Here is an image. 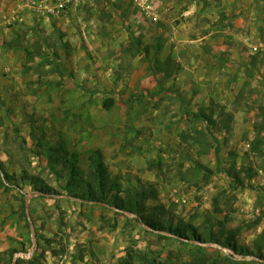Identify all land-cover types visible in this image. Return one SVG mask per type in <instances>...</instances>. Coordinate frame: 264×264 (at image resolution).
Masks as SVG:
<instances>
[{
    "label": "rangeland",
    "instance_id": "1",
    "mask_svg": "<svg viewBox=\"0 0 264 264\" xmlns=\"http://www.w3.org/2000/svg\"><path fill=\"white\" fill-rule=\"evenodd\" d=\"M57 1L0 0V264H264V0Z\"/></svg>",
    "mask_w": 264,
    "mask_h": 264
},
{
    "label": "trees",
    "instance_id": "2",
    "mask_svg": "<svg viewBox=\"0 0 264 264\" xmlns=\"http://www.w3.org/2000/svg\"><path fill=\"white\" fill-rule=\"evenodd\" d=\"M104 104L106 107L110 108L113 106L114 100L108 99ZM93 166H95V169L90 172L92 181L87 182L86 192L88 200L95 203H105L111 191L115 189L116 184L110 177L100 156H96L94 158ZM140 187V189L137 187L131 188L125 191L122 196L115 195L116 208L136 215L138 221L144 223L153 230L166 229L164 222L165 219H161L158 215H156V213H152L151 209H149L146 204L149 199L156 195L155 190L145 184H141ZM40 192L44 196L51 195L50 190L41 189ZM17 264H19L18 261Z\"/></svg>",
    "mask_w": 264,
    "mask_h": 264
},
{
    "label": "built area",
    "instance_id": "3",
    "mask_svg": "<svg viewBox=\"0 0 264 264\" xmlns=\"http://www.w3.org/2000/svg\"><path fill=\"white\" fill-rule=\"evenodd\" d=\"M72 0H58L56 3V5L54 6V8H48L46 7V9L48 10V13L54 14V13H58L60 11H64V9L68 6L69 3H71ZM45 11V9H44ZM43 11V12H44Z\"/></svg>",
    "mask_w": 264,
    "mask_h": 264
},
{
    "label": "crops",
    "instance_id": "4",
    "mask_svg": "<svg viewBox=\"0 0 264 264\" xmlns=\"http://www.w3.org/2000/svg\"><path fill=\"white\" fill-rule=\"evenodd\" d=\"M25 207H26V209H27V214H28V221L30 222L31 221V219L29 218L31 215L29 214V211L31 212V205H30V203L27 201V203L25 204ZM35 236H36V234L35 233H33V234H31V241H33L34 240V238H35ZM24 241V239H21L20 238V240L17 242V243H19L20 241ZM30 241V242H31ZM20 243H22V242H20ZM2 246V245H1ZM1 251V250H0ZM14 255H16L17 254V252H19V250H15V248H14ZM4 252H6V251H4ZM15 257V256H14Z\"/></svg>",
    "mask_w": 264,
    "mask_h": 264
}]
</instances>
